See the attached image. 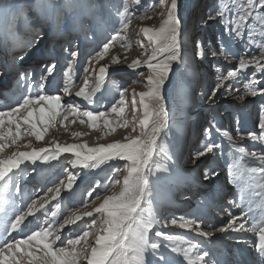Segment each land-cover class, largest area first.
<instances>
[{
  "label": "snow or ice",
  "instance_id": "1",
  "mask_svg": "<svg viewBox=\"0 0 264 264\" xmlns=\"http://www.w3.org/2000/svg\"><path fill=\"white\" fill-rule=\"evenodd\" d=\"M140 4L141 0H122V7L115 10L119 28L84 63L82 75L74 67L78 63L79 52H70L71 60L63 71L62 87L59 89L63 96L74 94L88 104L95 103L94 97L105 85L109 73V64H100V61L117 43L125 52L128 50V33L135 15L131 9ZM78 7H85L91 13L95 11L96 4L86 2L78 5L67 0L20 4L18 0H0V50L7 55L8 66L17 69V88L32 90L35 87V73L19 69L18 66L28 50L39 48L45 36V27L62 29L68 15ZM156 8L160 9L159 26L139 28V34L147 39L148 46L138 41L141 54L127 64V68L133 71L147 69L146 76L143 71L139 73L143 77L145 90L136 92L133 89L131 93V119L126 116L129 107L127 88H120L119 99L110 108L98 112L81 110L74 103L65 105L60 94H47L48 77L52 76L55 63L41 65L45 73L40 77L39 94L23 95L15 106L7 103L0 105L3 108L0 110V264H221L211 252L201 251L199 244L192 243L184 235L157 230L160 219L154 204L156 183L174 174L172 166L161 163V160H174L167 142L172 113L166 107L164 91L166 85L171 83L174 70L190 68L187 44L191 41L179 16V0H154L144 7L137 18L151 19L144 13ZM208 20H218L228 37L227 42L220 40L219 53L212 49L211 41L208 42L212 57H234L230 46L237 42L244 43L246 49L245 54L239 56L236 67L226 75L218 76L216 86L207 97L208 101L215 103V97L222 88L241 74L248 77L249 72L251 77L248 78L247 90L240 95V100L243 101L245 95H264V88L255 86L257 74L264 77V0H217L215 9L208 14ZM194 48V58L203 59L206 55L204 42L196 40ZM248 49L259 54L253 55ZM110 63L119 65L121 59L113 55ZM3 74L0 69V76ZM78 76L82 83L76 88ZM136 82L139 81H133ZM137 112L141 113L139 118ZM69 116L73 117L70 123L78 120L82 125L87 124L89 129L100 132V138L111 135L118 128H130L131 131L122 140L94 146H89L87 142L62 145L53 141L48 147L36 148L28 139L23 146L30 150H19V141L25 138L43 141L49 129L57 124L67 130L65 122L69 121ZM257 127L258 134L249 132L245 137L238 133L240 140L264 145V106L260 109ZM216 130L228 142L231 158L228 164L229 183L239 191V203L235 200L229 203L240 210L239 215L228 212L227 224L218 231L253 233L257 238L255 251L259 264H264V147L249 152L246 144L237 143L229 132L218 127ZM71 135L79 138L87 133L73 132ZM205 135H210V129H205ZM221 147L214 141H203L191 157L195 168H199L197 161L201 158L209 161L203 170L205 182L219 177L211 161ZM6 148L14 150L3 155ZM63 153L72 154L73 158L68 161L72 168L98 169L113 160L125 163L122 168H112V175L103 184L102 190L98 191L101 189L99 181L88 189L83 211L76 209L64 215L67 209L62 203V192L69 197L74 196V185L78 179V174L71 172H68L67 182L61 180L54 188H48L44 196L38 199L28 197L31 203L26 206H21L25 204L22 194L18 205L12 189L20 193L19 181L28 167L26 162L33 165L37 161L47 163L58 160ZM38 214H42L43 219ZM85 217L91 218L90 222ZM33 221L36 222L35 228ZM78 222L86 226L81 234L66 236L65 229L79 227ZM169 224L195 232L205 239H211L213 235L205 231L196 219L174 217L165 221L164 226Z\"/></svg>",
  "mask_w": 264,
  "mask_h": 264
},
{
  "label": "rangeland",
  "instance_id": "2",
  "mask_svg": "<svg viewBox=\"0 0 264 264\" xmlns=\"http://www.w3.org/2000/svg\"><path fill=\"white\" fill-rule=\"evenodd\" d=\"M9 1L11 2V0ZM207 1V4H205V0H179V16L182 21V26L184 30H186L189 35L192 36V40L190 42V46H192L190 50H192L193 53L192 64L194 63L196 69L200 73H198L196 79L199 80L200 77L201 80L196 83V86L191 88L186 81L183 69H180L177 73V79L174 83V86L171 87V84L169 83L165 87L164 95L166 97V107L168 110V105L171 102H175L170 129L167 133V142L170 145V151L174 157V160L178 159L179 162L181 161V165L185 167L181 168L183 170L174 171V174L171 177L165 176L156 183L157 190L161 189L159 196L161 197V200L160 198H155L156 200L154 204L157 211L159 212L160 223L170 221L175 216H177V218L183 216L185 218L198 220L205 231L211 232L212 229L218 230L220 227L227 224L229 220L228 212H231L233 215H239L240 211L232 204L231 206L228 204L230 200H235L236 203H239V191L234 184L229 183L228 164L231 162V158L228 154V142L220 132H217L216 129L218 127L222 131L229 132V134L232 135L237 143H245L249 152H251L254 148L259 150L261 147H264V145L259 143L254 144L251 141L242 142L240 140V135H244L246 137L247 133L249 132L257 134L259 133L257 125L260 109L262 106H264V95L258 94L255 97L245 95L244 100H240V95H244L247 90L246 86L248 83V78L251 77V72H249L248 77H245L243 74H241L236 80L230 81L229 85L225 87V92L220 93V90L215 97V103L208 101L207 97L211 94L212 88L216 86L218 82V76L226 75L229 70L236 67L239 56L245 54L246 49L244 43H234L230 46L231 51L235 54L234 57L225 59L221 55H218L219 57L214 59V61L212 60L208 62L209 58L212 57L211 51L208 47V42L211 41L212 49L219 53L220 40L223 39L225 42H227L228 37L224 32L223 26L218 22V20H208V14L210 10L216 6L217 0ZM36 2L49 3L53 2V0H18V3L20 4H33ZM86 2H94L96 4V9L94 12L90 13L87 8L78 7V10L80 8L83 11L82 17L76 18L71 23V19L69 18V15L71 14L70 13L62 29L51 26L45 27V36L39 48L35 50H28V52L25 54L24 60L19 63V69L31 70L35 73L33 78L35 87L32 90L27 88L18 89L16 87L15 72L17 69L15 66H8V57L4 51L0 50V69H2L4 73L2 76H0V79L7 75L10 77L9 79H12L8 86L10 89H7L5 84L6 82L3 81V79L0 81L2 87V89L0 88V105L7 103V105L15 106L16 102L22 100L23 95L39 94L41 91L39 88L40 77L45 73V69H43L41 65L52 63L56 64V68L54 69L52 76L48 77V83L46 85L45 92L47 94H60L65 105L67 103H74L79 105L81 110H89L94 112L106 111L119 99L120 88L126 86V88L129 86L133 88L137 87L135 90L136 92L145 90L143 77L139 75V73L143 71L144 75L146 76L147 70L137 69L136 71H133L127 68V64L130 63V58L122 54L118 55L121 59V63L119 65H111V56L116 55L115 51L118 50L114 47V45L105 58L100 61V64H109V73L106 78L105 85L94 97L95 103L88 104L86 101H83L82 98L75 97L74 94L70 97H65L63 96V93L59 91L60 87H62L63 71L66 69L68 61L71 60L70 52L74 50L79 52L78 63L74 65V67L78 69L80 75H82L84 63L91 56H94L95 53L100 50L102 44L110 40L115 34V31L119 28L115 27V24L119 25V18L116 16L115 10L122 7L119 5L122 0H80V5H84ZM153 2L154 0H141V4L139 5L140 7L138 9L131 10L135 13L132 18H137L141 12H143L144 7L152 4ZM198 4H200L199 11L196 8L198 7ZM159 11L160 9L156 8L144 14L146 16L156 14L158 15ZM212 14L215 15V12L212 11ZM95 15L100 16L98 17ZM81 19L83 20L82 23ZM202 20L204 21L203 23H201ZM142 22L143 21H140L135 25L133 24V26H151L149 25L151 23ZM196 40L203 41L204 48L208 49V52L204 50L206 53V58H203L205 59L203 60L204 64L208 63L207 72L201 70L200 67H198L200 66V63L197 61V58H194V44ZM64 49H68L69 51L65 52ZM130 49L131 47L128 48V50ZM247 51L253 55L259 54L258 51L253 52L251 49H248ZM139 53H141V51ZM245 58H248V56ZM195 59L197 63H195ZM227 60L230 62L234 61V64H222V67L219 68L220 66L218 63L220 61L222 63H226ZM216 67L219 69L218 73L214 70ZM207 74L208 80H210L209 82L207 81ZM255 80V86L257 88H264V77H261L258 73ZM133 81L139 82L133 83ZM75 83L76 88H78L82 83V80L79 78V76L77 77ZM209 83H212V85H209ZM202 85L204 87H202ZM76 88L73 89V93L75 92ZM5 89H7V91H4ZM16 92L20 94H15ZM15 98L16 100L13 101ZM126 100H128L130 104L131 96ZM201 103L207 105L205 110L203 107H198L199 105L201 106ZM0 110H3V108L0 107ZM126 115H130V117L132 116L130 105L126 109ZM140 115V112L136 113L137 118H139ZM72 119L73 117L69 116V121L65 122L67 124V128L71 127L72 130L70 133H68L67 138H64L62 135V132H66L67 130L64 127H61L59 124L53 128H50L49 131H55L56 133L61 134L60 142L62 141L63 143L67 144L74 142H87L89 146H94L96 144H106L108 143V137L115 136V133L118 134L117 136H120V134L115 131L111 135L100 138L99 131L89 129L87 124L82 125L78 120L75 123H70ZM78 125L83 126L80 132L87 133V135L81 136L79 138L73 137L71 135V133L77 132L74 127H77ZM205 129H210V135H205ZM124 130L126 131V129ZM128 130L131 131L130 128ZM48 132L45 135V139L49 138ZM238 133L240 135H238ZM132 134L135 135L136 133ZM28 139H31L33 147L39 148L37 147L39 142H36L34 138H25L18 142L20 145V151L30 150L23 146L28 142ZM115 140H118V138ZM207 140H211L222 145L220 149L216 150V158L211 161V163H213L216 167L219 177L213 179L211 182H202L203 170L209 161L201 158L200 161H197L199 168H195L191 163V157L194 155L197 149L201 147V143ZM12 150L14 149L6 148L3 155L9 154ZM72 158L73 157H69L66 160H62V162H58L57 160L51 162L49 161L51 164L48 165L47 168L44 166L46 163L42 161H37L35 165L31 164V162H26L28 167L21 174L19 181L21 185L20 193H17L15 188L12 189L13 194L16 195L17 204L20 205L22 194L24 195L25 204L21 206H26L27 203H31V200L28 199V197L38 199L39 197L44 196L48 188H54L58 182L64 178H67L69 171L73 174H78V178L80 176H85V179H79L74 185V196L69 197L66 192H62V196H64V201H62V203L67 209L64 212V215H67L69 212L76 209L83 211V201L87 196L88 189L94 187L96 182L99 181L101 184V189H98V191L102 190L103 184L106 183L108 181V177L112 175V168L115 167H113V165L109 167L110 163L112 162L109 161L108 164L102 165L98 169H82L79 166L72 168V166L68 163V161ZM164 162L171 166L172 162L161 160V163ZM124 163L125 162H121V164L116 167L122 168ZM37 164L40 166L36 169V173H40H35L32 175V171H30V169ZM21 167L23 168L24 165H21ZM65 169L68 171L66 172ZM122 175L123 172L121 171L120 176ZM194 179L196 180L194 181ZM116 190H118V186ZM218 190H220L222 196L216 195ZM227 190L231 191L230 193L232 197L231 195L226 197L225 192ZM161 193L163 194L161 195ZM183 198H191L192 200H195L196 205H191L192 200H190V202L188 201L187 203H181ZM163 199L166 201V204L164 203L162 206L160 202H162ZM176 199L179 202L178 205H174L177 201ZM184 201H186V199H184ZM97 203L99 202L97 201ZM167 210H170L171 213L165 215L164 213H167ZM161 214H163V216H161ZM38 215H41V219H43L42 214ZM84 219L89 222L91 220L89 217H85ZM203 222H205V225ZM78 224L79 227L70 226L69 228L65 229V235L81 234L82 230L86 226L83 222H78ZM209 225H212V227H209ZM32 226L33 228L36 227L35 221H33ZM162 227L163 226L160 227L157 225V230L160 229V231H165V229L163 230ZM183 231L184 229L175 227V229L171 230V233L168 234H182L192 243H197L200 245V247L201 245H204L202 244L203 241H198L199 238L203 237L199 236L195 232L187 233L186 230L184 232ZM13 236H16V233H13ZM17 238L19 237L17 236ZM218 239L221 244H223V248L221 249L224 251V254L220 252V254L218 253L217 255V258L221 262L223 261L225 264H259L258 255L255 251V242L257 238L253 233H234L228 231L221 233ZM206 249H201V251H206ZM208 251L210 250L208 249ZM249 255H251V258H249Z\"/></svg>",
  "mask_w": 264,
  "mask_h": 264
},
{
  "label": "bare ground",
  "instance_id": "3",
  "mask_svg": "<svg viewBox=\"0 0 264 264\" xmlns=\"http://www.w3.org/2000/svg\"><path fill=\"white\" fill-rule=\"evenodd\" d=\"M8 2H10L9 0H8ZM53 2H56V0H53ZM61 2H64V0H61ZM67 2H71V3H74V4H78V5H80V0H67ZM206 2H208L207 0H205V4H207ZM201 3V2H200ZM119 5L120 6H122V2H120L119 3ZM118 5V6H119ZM140 6H134L131 10H135V9H138ZM216 7V6H215ZM215 7H213V9H215ZM118 8V7H117ZM197 9H198V11L200 10V4H198V7H196ZM212 9V10H213ZM82 10L79 8V10H78V8H76L75 9V11L73 12V13H71L70 15H69V18L71 19V23L76 19V18H80V17H82L83 16V14H82ZM86 12H87V10H86ZM197 13V12H196ZM95 16H100V15H95ZM147 16H149V15H147ZM110 17V16H109ZM149 17H151V19H143V20H141V19H139V18H135V19H133V21H132V23H131V25H130V28H129V33H128V42H129V44H130V47H131V49L130 50H128V51H124L121 47H120V44L119 43H117V44H115V48H117L118 50H116L115 51V54H116V56H118V55H120V54H122V55H125V56H127V57H129L130 58V62L133 60V59H135L136 57H138V56H140V54L141 53H139L140 51H142L141 50V48H140V46H139V43H138V41L140 42V43H143L146 47L148 46V41H147V39L145 38V37H143V35L142 34H139V26H133V24L135 25L136 23H139L140 21H143V22H146V23H151V24H149V25H151V26H148V27H158L159 26V23H160V19H161V17L160 16H158L157 14L156 15H150ZM142 22V23H143ZM72 25V24H71ZM115 27L117 28V27H119V25L118 24H115ZM0 39L2 40V37H0ZM192 40V36H190V41ZM113 48V47H112ZM192 48V46H190V43H188L187 44V49H188V52H189V58H190V68L189 69H183V68H179V69H176V70H174L173 71V73L171 74V87H173L174 86V83L176 82V79H177V73H178V71L180 70V69H183V72H184V74H185V78H186V81H187V83H188V85L192 88V87H194V86H196V83L197 82H199L200 80H201V78L199 77V80H197L196 78V76L198 75V73H199V71L196 69V66L194 65V63L192 64V50H190ZM203 50H206L207 52H208V49H203ZM111 51V50H110ZM217 57H219V56H217ZM217 57H210L209 58V61L208 62H210V61H214V59H216ZM223 57V56H222ZM221 57V58H222ZM204 58H206V57H204ZM208 58V57H207ZM224 58V57H223ZM203 60H205V59H199V58H197V61H199V63H200V66H198V67H200V69L201 70H204L205 72H207V70H208V68H207V66H208V63H205L204 64V62H203ZM197 61H196V59H195V63H197ZM219 64V68H221L222 66V64H226V65H230V64H234V61H226V63H222L221 61L218 63ZM195 67V68H194ZM176 68V66H174V69ZM206 68V69H205ZM140 70H147L146 68H143V69H140ZM217 73H218V68L216 67L215 69H214ZM200 74V73H199ZM10 77L7 75V76H3L1 79H0V81L3 79V81H5L6 83V87H7V89H10L8 86H9V84H10V82L12 81V79H9ZM207 81L209 82L210 80H208V74H207ZM203 84V83H202ZM209 85H212V83L210 84L209 83ZM127 87V86H126ZM126 87H123V88H126ZM202 87H204L203 85H202ZM0 88L2 89V87H1V84H0ZM136 88L137 87H131V86H129L127 89H128V93L126 94V99H128L130 96H131V93H132V91H133V89L134 90H136ZM7 89H5L4 91H7ZM19 89V88H18ZM225 89L226 88H222L221 89V91H220V93H222V92H225ZM144 91V90H143ZM1 92H2V90H1ZM13 93V92H12ZM15 94H20V93H15ZM1 95H3V94H1ZM21 96V95H20ZM15 97V96H14ZM14 100H16V98L15 99H13V101ZM18 100V99H17ZM202 100V99H201ZM200 100V101H201ZM173 101V100H172ZM11 102H12V100H11ZM187 103V102H186ZM12 104V103H11ZM15 104V103H14ZM130 105V104H129ZM175 105V102H171L169 105H168V107H169V111H170V113H172V115H173V113H174V106ZM206 106L207 105H205L204 103L202 104L201 103V106L199 105L198 107L200 108V107H203V109L205 110V108H206ZM210 107H212V106H210ZM208 109V108H207ZM127 116V115H126ZM127 118H129V119H131V117H130V115H128L127 116ZM82 127L83 126H77V127H74L75 128V130L77 131V132H80L81 130H82ZM61 131V130H60ZM72 130H71V127H69V128H67V131L66 132H62V135L64 136V138H67V136H68V133H70ZM119 134H120V136H117L118 134H116L115 133V136H113V137H108V139H107V141H108V143H110V142H113V141H115V139H117L118 138V140H122L123 139V137L126 135V134H128L130 131L128 130V129H126V131L124 130V128H118L117 130H116ZM59 132V131H58ZM49 133V135H48V139H44L43 141H40L39 142V144H37V147H48V146H50L51 144H52V142L53 141H55L56 143H60V144H67V143H63L62 141L60 142V136H61V134H59V133H56L55 131H49L48 132ZM50 138H51V140H50ZM37 142V141H36ZM75 143V142H74ZM68 144H70V143H68ZM69 157H72V154L71 153H63V154H61V156L59 157V159L57 160L58 162H62V160H66V159H68ZM51 162V161H50ZM121 162H124V161H117V160H113L111 163H110V165H109V167L110 166H112L113 165V167H116V166H118L119 164H121ZM168 162V161H167ZM169 162H172L171 163V166L173 167V169H174V171H176V170H183V169H181V168H184L185 166H183V165H181V161L179 162L178 161V159H175V160H172V161H169ZM165 163V162H164ZM187 163H188V161H187ZM40 164V163H39ZM39 164H37L36 166H34L33 168H31L30 169V171H32V175L33 174H35L36 173V169L37 168H39ZM51 163H49V162H47L44 166L47 168L48 167V165H50ZM42 165V164H41ZM108 167V168H109ZM218 167V166H217ZM49 171V170H48ZM69 172V171H68ZM38 174L40 173V172H37ZM36 173V174H37ZM44 173V172H43ZM57 173V172H56ZM92 173V172H91ZM55 174V173H54ZM38 176V175H37ZM47 177H48V175H47ZM85 179V176H80L78 179H77V181H76V183L78 182V180L79 179ZM87 178V177H86ZM39 179V178H38ZM49 180V179H48ZM62 180H64L65 182H67V178H64V179H62ZM196 179H194V181H195ZM51 181V180H50ZM202 182H203V180H202ZM60 182H58V184H59ZM169 183V182H168ZM213 183H214V181H213ZM45 184V183H44ZM170 186H171V184H170ZM42 187H44V186H42ZM75 187V186H74ZM160 191H161V189H158L157 190V188L155 187V194H156V196H155V198L157 199H159L160 198V200H161V197H159L160 196ZM224 192V191H223ZM231 191H226L225 192V194H226V197H228V196H230L231 195V193H230ZM37 194H39V193H37ZM163 193H161V195H162ZM170 194V193H169ZM216 195H219V196H222L221 195V192H220V190H218L217 192H216ZM231 197H232V195H231ZM192 198V197H191ZM191 198H189V199H187V198H183L182 200H181V203H187L188 201L190 202V200H192ZM155 199V200H156ZM184 199H186V201H184ZM217 199V198H216ZM155 200H154V202H155ZM177 200V199H176ZM175 200V201H176ZM182 201H184V202H182ZM193 201V202H192ZM191 201V205H196V203H195V200H192ZM161 204H162V206H163V204L165 203L166 204V201L163 199L162 200V202H160ZM171 204V203H170ZM179 204V202H178V200L176 201V203L174 204V205H178ZM189 204V203H188ZM229 204V206H231V204L230 203H228ZM171 212H170V210H167V213H164L165 215H167V214H170ZM161 216H163V214H161ZM175 218H177V216H175ZM203 224L205 225V222H203ZM165 225V223H159L158 224V226H163L162 228H163V230L165 229V231H162V232H167V233H171V230H174L175 229V226H172L171 224H169L167 227H165L164 226ZM158 230H160V229H158ZM166 230H168V231H166ZM170 230V231H169ZM182 231V230H181ZM185 231V230H184ZM183 231V232H184ZM187 232V231H186ZM185 232V233H186ZM173 233V232H172ZM188 233V232H187ZM192 233V232H191ZM211 233L213 234L212 235V238L211 239H205L204 237L203 238H199V240L198 241H203V243L202 244H204V245H201V249L203 250L204 248L206 249V251H208V249L210 250L209 252H211V254L214 256V257H216L217 258V255H218V253L220 254V252L222 253V254H224V251H223V249H221V248H223V244H221V242L219 241V239H218V237L221 235V233H219L218 232V230H216V229H212V231H211ZM219 233V234H218ZM154 236V235H153ZM202 237V236H201ZM157 239H160V238H157ZM200 243V242H199ZM206 244V245H205ZM238 244V243H237ZM239 245H243V244H239ZM213 252V253H212ZM246 255H247V253H246ZM249 258H251V255H249ZM218 259V258H217ZM221 264H225L223 261L221 262Z\"/></svg>",
  "mask_w": 264,
  "mask_h": 264
}]
</instances>
